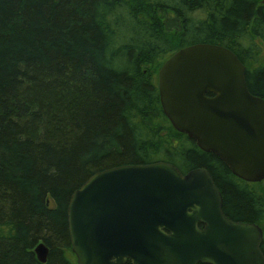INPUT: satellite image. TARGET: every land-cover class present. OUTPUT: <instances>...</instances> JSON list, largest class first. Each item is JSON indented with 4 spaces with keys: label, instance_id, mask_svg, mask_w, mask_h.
Listing matches in <instances>:
<instances>
[{
    "label": "trees",
    "instance_id": "obj_1",
    "mask_svg": "<svg viewBox=\"0 0 264 264\" xmlns=\"http://www.w3.org/2000/svg\"><path fill=\"white\" fill-rule=\"evenodd\" d=\"M257 41L264 0H0V264H42L39 241L46 264H77L70 198L123 165L204 168L224 214L264 230V181L235 177L176 131L158 87L175 52L212 44L247 66L249 91L264 99Z\"/></svg>",
    "mask_w": 264,
    "mask_h": 264
},
{
    "label": "water",
    "instance_id": "obj_2",
    "mask_svg": "<svg viewBox=\"0 0 264 264\" xmlns=\"http://www.w3.org/2000/svg\"><path fill=\"white\" fill-rule=\"evenodd\" d=\"M158 81L176 131L235 177L264 181V99L249 91L246 67L232 51L184 47L163 64ZM67 215L78 264H264L263 230L224 214L204 168L183 174L156 162L97 172L73 193ZM35 254L46 264L50 250L40 242Z\"/></svg>",
    "mask_w": 264,
    "mask_h": 264
},
{
    "label": "rangeland",
    "instance_id": "obj_3",
    "mask_svg": "<svg viewBox=\"0 0 264 264\" xmlns=\"http://www.w3.org/2000/svg\"><path fill=\"white\" fill-rule=\"evenodd\" d=\"M188 42H193V39L192 38H189L188 39ZM257 43L260 45V47H261V49H262V55H261V57H260V62L259 63H263V61H264V45L263 44H261L260 42H258L257 41ZM68 230H69V227H68ZM264 231V230H263ZM70 236V235H69ZM39 242H42V241H39ZM70 243H71V241H70Z\"/></svg>",
    "mask_w": 264,
    "mask_h": 264
}]
</instances>
